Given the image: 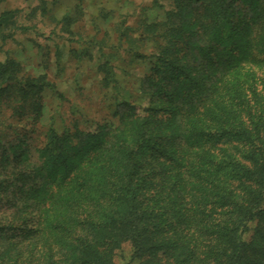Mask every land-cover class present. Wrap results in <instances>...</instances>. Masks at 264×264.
<instances>
[{
  "label": "trees",
  "instance_id": "1",
  "mask_svg": "<svg viewBox=\"0 0 264 264\" xmlns=\"http://www.w3.org/2000/svg\"><path fill=\"white\" fill-rule=\"evenodd\" d=\"M198 1L187 5L204 8L195 25L168 22L164 30L161 25L163 45L148 60V91L158 107L149 110L148 122L123 114L111 138L104 127L98 132L49 127L35 164L26 133L6 143L0 138L1 201L12 211L0 226V264H114V251L125 242L134 259L148 255L152 264L160 255L166 264H264V88L246 99L236 87L230 100H213L215 127L192 123L187 149L166 147L167 140L150 136L180 114L172 103L181 102L190 114L202 106L197 98L202 86L188 60L196 50L208 57L222 47L224 64L233 71L264 62V29L242 44L237 28L225 30L230 15L213 3L220 0ZM260 8L253 18L264 17V5ZM12 16L3 13L0 28L10 27ZM19 67L12 59L0 62V106L18 123L37 125L50 83L45 76L22 77ZM98 71L103 86L115 83L108 62ZM114 102L129 107L126 100ZM229 141L236 144L227 155L222 147ZM146 167L157 169L159 177ZM154 183L157 201L173 205L171 216L143 206V192ZM152 234L160 241L153 246Z\"/></svg>",
  "mask_w": 264,
  "mask_h": 264
},
{
  "label": "rangeland",
  "instance_id": "2",
  "mask_svg": "<svg viewBox=\"0 0 264 264\" xmlns=\"http://www.w3.org/2000/svg\"><path fill=\"white\" fill-rule=\"evenodd\" d=\"M193 1L198 0H0V17L6 12L13 14L11 26L0 28V62L12 59L19 64L18 73L22 77L45 76L50 83L42 93L43 116L37 125L30 121L18 123L6 106H0L2 142L16 141L18 135L26 133L29 161L35 164L38 160L36 149L43 146L44 133L49 127L60 130L77 125L86 132H98L104 127L103 131L111 138L123 114L130 116L129 121L139 116L148 122L149 110L158 108L154 103L156 99L151 101L148 91L152 67L149 57L159 55L163 45L161 25L162 30L168 22L174 27L178 24L192 25L193 22L195 25L204 8H189L187 5ZM245 1L213 2L230 15L225 30L237 28L234 34L242 44L247 37L261 35L264 29V17L253 18L257 12L262 13L260 6L264 5L263 0ZM179 7L182 10L177 14L182 15L181 19L176 16ZM221 48L218 46L220 52L211 51L212 55L208 57L198 50L190 55L189 68L194 71L198 86H202L197 97L202 106L198 105L196 113L190 114L183 110L181 102L172 103L180 114L173 122L156 126L151 139L167 140L166 147L173 149H187L192 123L215 127L216 120L210 113L213 100H230L236 87L246 99L255 90L262 92L264 62L259 66L249 65L245 71H233L230 65L224 64L225 51ZM138 56L142 57L139 59ZM107 62L116 79L109 87L103 86V74L98 71V66ZM115 98L120 102L126 100L129 107L126 110L119 107L114 102ZM115 110L117 114L113 113ZM131 128L128 124V129ZM235 144L229 141L220 147L230 155ZM144 169L148 174L159 175L157 169ZM1 172L0 181L3 178ZM187 179L188 174L185 175ZM156 184L143 192V206L154 215L164 212L171 216L173 205L155 198ZM1 200L0 193V226H3L12 211ZM34 214L32 212L31 216ZM253 226L250 224V228ZM250 236L251 233L246 239ZM149 239L152 246L154 241L160 242L154 240L153 234ZM2 246L4 243L0 240V249ZM160 254L161 251L154 253ZM195 254L197 259L200 258L201 252L195 251ZM157 259L156 264H166L163 255ZM151 261L148 255L141 260L134 259L128 242L123 243L113 255L114 264H152Z\"/></svg>",
  "mask_w": 264,
  "mask_h": 264
}]
</instances>
